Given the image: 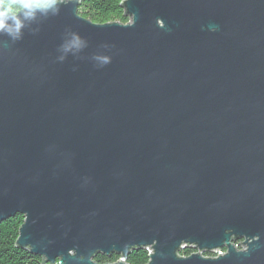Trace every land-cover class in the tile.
<instances>
[{
	"label": "water",
	"instance_id": "95a60500",
	"mask_svg": "<svg viewBox=\"0 0 264 264\" xmlns=\"http://www.w3.org/2000/svg\"><path fill=\"white\" fill-rule=\"evenodd\" d=\"M79 5L0 34L16 245L45 264H264V0H125L126 24Z\"/></svg>",
	"mask_w": 264,
	"mask_h": 264
},
{
	"label": "trees",
	"instance_id": "16d2710c",
	"mask_svg": "<svg viewBox=\"0 0 264 264\" xmlns=\"http://www.w3.org/2000/svg\"><path fill=\"white\" fill-rule=\"evenodd\" d=\"M125 0H80L78 13L95 23L118 21L128 23L131 20L122 5ZM24 222V215H15L0 222V264H45L43 257L31 253L16 245L19 229ZM183 252L187 253L188 250ZM120 258L118 254L111 256L98 254L94 260L99 263L113 262ZM130 264H146L148 252L144 248L132 249L127 256Z\"/></svg>",
	"mask_w": 264,
	"mask_h": 264
},
{
	"label": "clouds",
	"instance_id": "9594fccd",
	"mask_svg": "<svg viewBox=\"0 0 264 264\" xmlns=\"http://www.w3.org/2000/svg\"><path fill=\"white\" fill-rule=\"evenodd\" d=\"M56 2L57 0H0V34L18 39L26 21L34 19L38 11L46 10Z\"/></svg>",
	"mask_w": 264,
	"mask_h": 264
},
{
	"label": "built area",
	"instance_id": "2783aa9c",
	"mask_svg": "<svg viewBox=\"0 0 264 264\" xmlns=\"http://www.w3.org/2000/svg\"><path fill=\"white\" fill-rule=\"evenodd\" d=\"M220 253H222V251H220Z\"/></svg>",
	"mask_w": 264,
	"mask_h": 264
}]
</instances>
